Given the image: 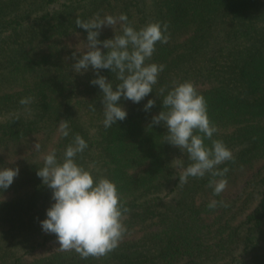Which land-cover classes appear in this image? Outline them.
<instances>
[{
	"label": "trees",
	"instance_id": "obj_1",
	"mask_svg": "<svg viewBox=\"0 0 264 264\" xmlns=\"http://www.w3.org/2000/svg\"><path fill=\"white\" fill-rule=\"evenodd\" d=\"M121 13L137 29L167 24L168 43H157L149 61L166 67L140 103L121 97L128 115L106 129L101 92L91 84L97 73L72 70L87 38L75 20ZM114 35L105 26L99 39ZM99 74L114 78L108 69ZM173 81H190L204 96L213 139L234 155L219 166L228 168L227 183L259 167L235 197L213 194L209 180L222 177L179 182L187 153L165 141L163 123L152 125L162 110L157 93ZM25 97L27 108L19 103ZM149 99L155 104L146 112ZM61 120L88 142L77 162L115 182L127 209L123 238L142 234L99 258L57 250L28 263L23 254L56 237L40 226L54 201L37 170L48 152L62 158L70 143L58 132ZM22 151L15 161L2 156ZM0 167L19 168L0 193V264H264V0H0ZM211 200L229 206L210 210Z\"/></svg>",
	"mask_w": 264,
	"mask_h": 264
},
{
	"label": "clouds",
	"instance_id": "obj_2",
	"mask_svg": "<svg viewBox=\"0 0 264 264\" xmlns=\"http://www.w3.org/2000/svg\"><path fill=\"white\" fill-rule=\"evenodd\" d=\"M77 27L87 31L85 48L74 52L75 73L89 70L97 73L91 84L98 86L103 105V126L111 128L126 119L127 109L118 101L123 97L140 103L157 85L165 65L151 61L157 43L167 44V24L149 22L137 29L127 14L105 15L84 20L76 18ZM111 26L115 35L100 40L101 30ZM117 27L120 31L117 32ZM106 50V51H105ZM102 69L110 70L114 78L100 75ZM157 93V92H156ZM166 93V94H165ZM162 97V110L152 117V125H163L167 129L165 141L187 153L191 162L179 176L180 183L189 178L222 177L210 179L213 194L220 196L227 187L225 177L228 168L219 166L234 160L231 149L220 139H213L217 132L211 122L207 102L190 81L172 82L170 89L162 87L157 93ZM19 103L26 108L30 97ZM155 104L149 99L144 105L147 112ZM95 110L94 106H91ZM151 127V125H150ZM58 132L64 138L71 137L62 158L56 150L48 152L37 176L52 190L54 203L46 210V218L40 221L42 231L55 234L61 251H75L82 259L102 257L115 250L126 232L123 222L127 209L123 206L114 181L106 176L93 174L77 162L78 154L88 148V142L80 134H73L66 120H61ZM211 140V146L205 144ZM34 148L39 150L40 145ZM19 175V168L0 167V193L7 190ZM228 202L211 200L207 207H228Z\"/></svg>",
	"mask_w": 264,
	"mask_h": 264
},
{
	"label": "rangeland",
	"instance_id": "obj_3",
	"mask_svg": "<svg viewBox=\"0 0 264 264\" xmlns=\"http://www.w3.org/2000/svg\"><path fill=\"white\" fill-rule=\"evenodd\" d=\"M186 36V35H185ZM185 36L182 37V39L186 38ZM35 144L32 145V148H34ZM26 152L22 151L20 154H16V155H11V157H9L8 155H5L4 153H2V156L6 157L9 160H17L18 158H21V156L25 155ZM259 169V167L257 166V168H255L254 170H252V172H250V174L247 175V177L245 179H242L238 184L235 183L233 185H230L229 182L227 183V187L225 189V191L222 193V196L224 198H230V197H235L237 195V193L240 191V189L244 186L246 180L249 179V177L254 174L255 172H257ZM123 221H124V217H123ZM147 229H158V226H153ZM44 234V231H42ZM41 233V232H40ZM39 233V234H40ZM142 234V231L139 229H134L132 232H130L127 236H125V238H123L122 240H126V239H136L139 238ZM42 236V235H41ZM40 236V237H41ZM50 236V235H48ZM40 239V238H39ZM42 240V239H41ZM47 243L45 245H40L38 246L34 251L23 254V260L27 261L28 263L36 260V259H40L48 254H51L59 249V243L57 241V238H53L51 237V239L46 241ZM181 262H178L176 264H180ZM182 264V263H181ZM206 264H210V263H206ZM211 264H226V262L222 261H218L215 263H211ZM231 264H246L245 262H243L242 260H237Z\"/></svg>",
	"mask_w": 264,
	"mask_h": 264
}]
</instances>
